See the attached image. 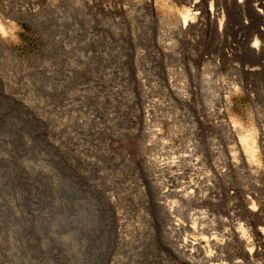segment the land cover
Listing matches in <instances>:
<instances>
[{"label":"rangeland","instance_id":"obj_1","mask_svg":"<svg viewBox=\"0 0 264 264\" xmlns=\"http://www.w3.org/2000/svg\"><path fill=\"white\" fill-rule=\"evenodd\" d=\"M184 7L0 0V264H200L186 248L192 217L201 236L237 224L250 235L253 176L212 178L210 166L230 158L225 122L254 139L264 166V54L230 35L224 59L208 16L180 32ZM191 174L198 203L177 193ZM249 239L255 255L229 245L222 263L256 264Z\"/></svg>","mask_w":264,"mask_h":264},{"label":"bare ground","instance_id":"obj_2","mask_svg":"<svg viewBox=\"0 0 264 264\" xmlns=\"http://www.w3.org/2000/svg\"><path fill=\"white\" fill-rule=\"evenodd\" d=\"M213 1L210 7H207V0H178L180 4L185 6V11L182 14V22L179 25L180 32L184 33L191 27H195L196 25L194 26V24H196L198 15L203 14L208 16L209 35H212L213 40H216L214 45L218 48L219 52H221L223 58L230 57L229 51L225 50L223 46L224 41L226 39L228 40V36L230 35H233V39L236 40L237 44L245 45L242 46L244 47L243 49L241 46L237 48L242 51V53L253 56H256V54L258 56H262V54H264V28H259V25L256 27V24L264 22V0ZM206 16L204 17L206 18ZM199 21L200 20H198V23ZM261 24L262 23H260V25ZM204 26H207V24H204ZM193 29H196V27ZM205 32L207 31H204V33ZM243 71L247 73V75H254L256 73V69H249V67L243 69ZM214 83L215 85L217 84V86H224V83L219 80H216ZM184 84H187V81H185ZM184 84L181 85V88L185 87ZM233 87L236 89V85ZM180 97H183V95H180ZM216 101L221 105L229 106V100L224 95H217ZM213 108L214 106H212V109ZM218 112L222 115L224 110L218 109ZM214 114L216 113L212 111L211 115L215 116ZM219 126L226 132L227 146L230 148L231 154L230 158L227 160V165L210 166L211 170L216 174H213L214 176H212V178L226 179L227 176H230L232 173H237L238 175L241 174V176L244 174H250L253 176L254 180L251 182V186L256 188V193L252 192V194L256 197V200H258L259 203L258 206L256 205V210L249 209L247 211L249 213H247L248 218L245 224L250 229V235L249 233H245L243 231L242 225H236L234 223L236 227L225 230L223 233L219 232L217 234H211L209 231H204L209 235L201 236L199 233L201 230L199 228L202 227L200 225V219L190 217L192 221L188 219L187 228L189 230L192 229L191 231L193 234H196L198 237L195 239L191 238V241L186 240V248L189 249V253H195L196 256L201 258L202 261H200V264H226L221 261L223 259L222 252L223 249L229 245L236 255L240 254L241 258L246 261L249 260L255 252L254 249H252L254 243L251 239H249V237L252 236L253 240L256 242V264H264V183L262 180L264 166L261 159L258 157V155H260V149L257 150L254 147V139H248L242 132L230 126L226 122L219 123ZM249 149L252 150V153L248 152ZM212 152H214L213 149ZM184 174L185 173L178 174L179 178H181L178 181L185 178ZM193 176L194 174L190 175L187 187L182 186V189L179 187L181 190H178L179 192L177 191V193H180L181 202L188 201L198 203L199 197L205 198V195L199 196L201 191L200 189H202V180L197 176ZM208 182L210 181L208 180ZM179 184L180 186L184 185V182H179ZM250 194L251 193L247 191V188L243 187V198L247 199ZM250 218H256V228L250 227ZM179 225L184 227L181 223ZM240 262L241 261L235 260L230 264H240Z\"/></svg>","mask_w":264,"mask_h":264}]
</instances>
